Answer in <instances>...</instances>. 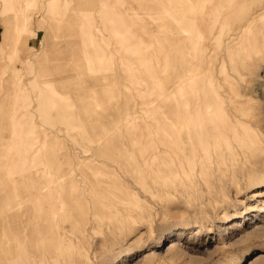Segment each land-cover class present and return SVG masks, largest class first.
Masks as SVG:
<instances>
[{
	"label": "rangeland",
	"instance_id": "374dc122",
	"mask_svg": "<svg viewBox=\"0 0 264 264\" xmlns=\"http://www.w3.org/2000/svg\"><path fill=\"white\" fill-rule=\"evenodd\" d=\"M129 1L0 0V264H264V0Z\"/></svg>",
	"mask_w": 264,
	"mask_h": 264
},
{
	"label": "bare ground",
	"instance_id": "6f19581e",
	"mask_svg": "<svg viewBox=\"0 0 264 264\" xmlns=\"http://www.w3.org/2000/svg\"><path fill=\"white\" fill-rule=\"evenodd\" d=\"M131 1V0H130ZM129 1V2H130ZM125 38V37H124ZM8 44V35L7 34H5L4 35V39H3V45H7ZM226 51V50H225ZM209 57V56H208ZM201 65V64H200ZM178 84V83H177ZM171 90V89H170ZM215 93H216V91H215ZM214 94V93H213ZM215 95V94H214ZM155 104V103H154ZM204 105H205V103H204ZM161 106V105H160ZM161 108V107H160ZM183 126H180V125H176V130H178V129H181ZM97 134V133H96ZM201 135V134H200ZM216 146V145H215ZM81 197V196H80ZM77 202H79V199L77 200ZM79 204V203H78ZM9 213V212H8ZM3 225V224H2ZM2 225H0V227L2 226ZM0 233H1V231H0ZM7 234V233H6ZM2 238V237H1ZM37 257V256H36ZM8 258V257H7ZM28 259V258H27Z\"/></svg>",
	"mask_w": 264,
	"mask_h": 264
}]
</instances>
